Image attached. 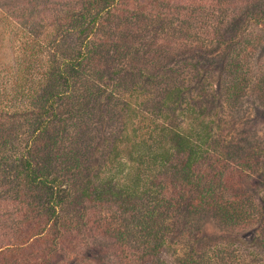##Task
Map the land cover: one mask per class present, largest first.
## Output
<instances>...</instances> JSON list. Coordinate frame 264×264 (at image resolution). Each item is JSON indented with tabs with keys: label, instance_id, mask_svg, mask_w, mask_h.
<instances>
[{
	"label": "trees",
	"instance_id": "16d2710c",
	"mask_svg": "<svg viewBox=\"0 0 264 264\" xmlns=\"http://www.w3.org/2000/svg\"><path fill=\"white\" fill-rule=\"evenodd\" d=\"M4 6L0 264H52L87 237L117 264H239L226 248L204 257L194 231L255 221L257 156L219 115L248 90L264 99L247 64L263 0Z\"/></svg>",
	"mask_w": 264,
	"mask_h": 264
},
{
	"label": "rangeland",
	"instance_id": "374dc122",
	"mask_svg": "<svg viewBox=\"0 0 264 264\" xmlns=\"http://www.w3.org/2000/svg\"><path fill=\"white\" fill-rule=\"evenodd\" d=\"M8 1L10 0H0V5L5 7L4 2ZM255 33L262 36L261 45L256 48L255 54L249 57L247 64L251 65L252 80L257 82L259 92L264 88L263 84H258L264 82V34L256 31L252 34ZM2 58L7 59L8 54ZM217 77L218 81L216 77L208 80L216 85L221 81L220 73ZM229 105L231 106L226 110H221L219 117L225 118L223 121L226 122V129L232 138L234 137L240 146L245 145L244 148L249 150L250 154L257 156L259 163L252 166L254 172H249V178L246 180L249 192L254 198L255 221L246 229L238 231L225 230L211 218H201L197 223V230L194 231L198 242L196 246L198 252L204 253L206 258L213 257L215 249L226 248L231 255L240 259L239 264H264V99L259 100L258 93L248 90L238 97L236 102L230 101ZM253 240L254 244H249ZM257 240L261 241L258 243ZM106 241L87 237L85 241L69 246L52 264H73L76 259L83 260L84 256L94 258L100 264H117ZM170 259L173 261V258Z\"/></svg>",
	"mask_w": 264,
	"mask_h": 264
}]
</instances>
